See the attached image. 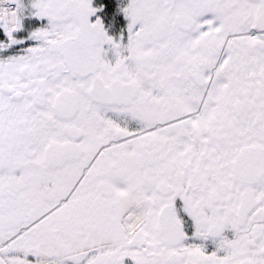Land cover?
I'll return each instance as SVG.
<instances>
[{
	"label": "snow or ice",
	"instance_id": "6c2138e0",
	"mask_svg": "<svg viewBox=\"0 0 264 264\" xmlns=\"http://www.w3.org/2000/svg\"><path fill=\"white\" fill-rule=\"evenodd\" d=\"M104 7L0 0V264H264V0Z\"/></svg>",
	"mask_w": 264,
	"mask_h": 264
},
{
	"label": "flooded vegetation",
	"instance_id": "af4514ba",
	"mask_svg": "<svg viewBox=\"0 0 264 264\" xmlns=\"http://www.w3.org/2000/svg\"><path fill=\"white\" fill-rule=\"evenodd\" d=\"M127 0H94V6L99 7L105 5L103 11L97 15L103 18L106 29L112 35H119L122 30H126L128 21L120 11L121 7L126 5ZM95 17H93V20ZM22 32L20 35H26Z\"/></svg>",
	"mask_w": 264,
	"mask_h": 264
}]
</instances>
